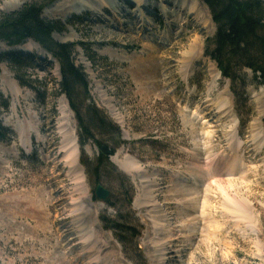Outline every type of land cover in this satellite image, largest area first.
Returning <instances> with one entry per match:
<instances>
[{
    "label": "rangeland",
    "instance_id": "1",
    "mask_svg": "<svg viewBox=\"0 0 264 264\" xmlns=\"http://www.w3.org/2000/svg\"><path fill=\"white\" fill-rule=\"evenodd\" d=\"M38 1L0 0V15ZM122 2L129 11H121L120 18L108 9L103 19L89 12L67 16L70 8H78V0H55L42 10L45 21L64 28L53 34L54 41L75 46L73 58L88 77L89 95L122 131L123 144L110 159L116 170L106 166L95 171L97 146L90 141L82 148L77 117L61 91L59 61L33 40L14 47L0 42V125L10 121L5 127L13 132L0 139V264H264V87L252 71L242 70L247 88L246 100H240L231 81L218 73L206 55L217 28L204 0L197 2L206 24L168 0L185 24L178 29L179 23H171L170 33L163 13L153 6L156 0L145 6L154 27L139 25L135 4ZM197 41V60L184 77L183 55ZM17 59L26 63L17 64ZM137 59L150 66L149 74L137 75ZM17 75L32 87L21 86ZM223 91L229 98L227 112L215 108ZM233 120L241 151L225 135ZM70 123L72 136H77L80 182L71 175L61 148ZM14 125L28 131L29 152ZM252 143L262 151L256 152ZM117 157H133L142 170L130 176L115 164ZM228 160L238 173L217 170ZM196 173L199 180L192 182ZM180 181L201 191L196 202L202 207L192 209L176 199L172 191ZM98 185L110 192L107 201L96 196ZM79 187L86 193L83 199ZM35 192L42 193L40 208L29 201ZM140 199L148 203L139 210ZM228 199L246 203L251 221L227 212ZM157 205V223L163 225L159 233L150 228L155 227L151 217ZM90 216L107 242L98 250L86 249L88 244L83 247L78 239ZM239 221L245 225L242 233L234 229Z\"/></svg>",
    "mask_w": 264,
    "mask_h": 264
},
{
    "label": "trees",
    "instance_id": "2",
    "mask_svg": "<svg viewBox=\"0 0 264 264\" xmlns=\"http://www.w3.org/2000/svg\"><path fill=\"white\" fill-rule=\"evenodd\" d=\"M54 1L39 0L16 13L1 14L0 42L14 47L33 40L59 61L61 91L77 117L82 148L90 141L97 146L99 154L94 162L95 171L106 166L116 170L110 159L123 144L122 131L89 95L88 77L73 58L75 46L54 41L53 34L64 31V28L42 18V10ZM204 1L217 28L215 38L207 43L206 55L217 64L222 76L231 81L235 96L246 100L247 82L240 75L242 70H252L254 80L264 87V0ZM16 62L26 63L19 59ZM16 79L21 86H28L20 75ZM3 107L8 108V105ZM9 135L13 132L0 125V139H7ZM82 163L88 166L84 161Z\"/></svg>",
    "mask_w": 264,
    "mask_h": 264
},
{
    "label": "bare ground",
    "instance_id": "3",
    "mask_svg": "<svg viewBox=\"0 0 264 264\" xmlns=\"http://www.w3.org/2000/svg\"><path fill=\"white\" fill-rule=\"evenodd\" d=\"M128 1L133 2L135 4V7H137V12L140 13L139 18H140L141 21H140L139 25L147 26L149 24L150 26H153V27L155 26V22L153 21V19H151V17L148 16V14L146 13L147 10L145 9V6L148 3L150 5L151 3L153 4V2H148L149 0H128ZM156 1L157 2H155L153 4V6L158 7V9L163 13V15H161V16L166 19L165 23L167 21L166 26L168 25L167 28H169L168 29L169 33L174 30V29H170V28H172L171 26H173V25H171V23H173V22L179 23V24H177L178 25V27H177L178 29H180V27H181V26L179 27V25H182V26L185 25V24H182V19L183 18L181 16V12L178 13L177 10L173 11L172 10L173 7L169 6L166 3L168 0H156ZM121 2H122V0H78V8L77 7L72 8V9L70 8L69 11H68L69 13H68L67 16H70L71 14L82 15L84 13L89 12V13L93 14L95 18H100L101 17L103 19L104 18V17H102V16H104L103 12L105 11V9H108L113 14H115V15L117 14V16H119V18H120L119 14H121L120 13L121 11H122V13L127 12V10L129 11V9H127L125 7L126 6L125 3L124 2L121 3ZM173 3L175 5V8H179L181 11H183V10L185 11V9H188L192 13L198 14L199 17L201 16L200 18H201L202 21L205 20V24H206V16L204 15L202 9L199 8V4H198L197 0H173ZM120 8L124 9V10H121ZM142 8H144L145 10H143ZM115 15H114V17L116 18ZM121 21H122V19H121ZM173 28H174V26H173ZM159 46H162V43ZM190 47H191L190 50H188L183 55V59L181 61L183 63L182 75L184 77H187V76L190 75L191 70H192V65L194 64L193 62H195L197 60V55L199 54V49H200L199 41H197L195 44H192ZM107 54H109L110 58H112V59L117 57L115 52L114 53L113 52H108ZM140 63H141V60H139V59H137L136 62H135V64L138 65V70H139V73H140V74L139 73L137 74L138 76L141 75V72L142 73L145 72V74H147L148 73L147 72V68L150 67L148 65L144 66L143 64L139 65ZM218 73L220 74V72H218ZM12 89H13L12 93H14L16 95H19V93H18L19 90L18 89H16L14 86H12ZM226 94H227V92L223 91V93H221L219 95L218 102H217L216 107H215V108H217V110H221V111L230 110L229 98H227L228 96ZM196 112H197V109L195 110L194 113H196ZM62 113H63V115H65L64 118L67 120V122H69V118H67L68 117V113H67L66 109L62 110ZM191 113H193V112H191ZM236 125H237V121L233 120L230 123V125H229L230 129L228 130L227 134L225 133V135H227L226 138L229 137L228 139L235 140V146L233 145L234 146L233 149L236 147L237 149H234L235 151H241V150H243L242 149L243 148V144H241V141H239L237 139V133L235 131L236 130ZM253 126H254V124H253ZM67 128H68V125H67ZM253 129H254V127H253ZM25 131H26V129H24L20 133V144H21L22 147H24V149L27 148L26 151L29 152L30 149H31V146H30V143H29L28 134L25 135L26 132H28V131H26V132ZM253 138L256 139L255 136ZM63 139H64V144H63V146L61 148H62L63 151H66L65 160H67V162H68L67 165H69V167H70L71 175L73 177H75L78 182H80V177L82 178V174L80 172L81 171L80 170V165L77 164V162H76V160H77L76 159V151H77V147H78L77 139H76V137L72 136V134L69 131V129H67L65 132H63ZM251 146H254V149H255L256 152H261L262 151V147L259 146V145H256V144L252 143ZM230 149H231V146H230ZM232 152H234V151L232 150ZM232 160H230V161L228 160V162L224 163L225 165H221L217 170H219V169H221V170L228 169L230 171L238 173L239 170H238V168L236 166H234L235 162H232ZM114 161H115V164L119 168H121L120 170H122L123 172H125V173H127V174H129L130 176H133V177H135V174H137L139 171L142 170V168L141 169H137V166H139V164L137 163V161H135V159H133V157H130V158L129 157H123L122 159H120V157H117V158L114 159ZM212 171H214V174H216V170H212ZM215 177H216V175H214V179H215ZM192 178H191L192 182H194L195 180H199L198 179V174L197 175L194 174ZM145 180H147V179L145 178ZM224 182H226V181H224ZM227 182L231 183L232 180L230 179ZM194 188H193V184L190 185V183H189L188 185L187 184L184 185L180 181L179 183H176V189H173L172 193L173 192H174V194L176 193L175 197L180 203L187 202L186 204L188 205V207H191L192 209H196V207H200V205H201V203H199V201L196 202L198 200V194H199V192L201 194V191H198V189H194ZM219 189L222 190V186H220ZM35 194H36L35 195L36 196L35 199L31 200V198H30V200L29 199L28 200L32 203V205H34L36 207L38 206L40 208V205H42V201H41L42 193L41 192H35ZM85 194L86 193L84 192V190L79 187V196L80 195L83 196L80 199L85 198L84 197ZM189 198L191 200L188 202L187 200ZM149 200H151V199H149ZM177 200H176V202H178ZM147 203L148 202H145L144 200L140 199V201H137V203H136L137 209L140 210L142 208H145V205H147ZM180 203H178V204H180ZM150 204L152 205L151 202H150ZM171 205H175V204H171ZM246 205H247L246 203H244V202H242L240 200H230V199H228L227 201L226 200L224 201V207L227 209V212H230V214L237 213V215L243 216L242 217L243 220L247 219L248 221H251V219L247 216V209L249 207H247ZM159 207H160V205L159 206L157 205L156 207H154L153 213L155 215H153L151 217L155 221V227L151 226L149 221H148V223H149L148 226L150 225V228L152 230L156 231L155 233H159L160 229L163 226V225L161 226L159 223H157V221L161 220L160 216H157V215H159L161 213V210H160ZM201 207H202V205H201ZM83 212H84V210H83ZM182 213L183 212L181 211L180 212V216H181ZM190 215H188V213H187V216H190ZM185 218H187V217H185ZM90 219H91V216H90V218L88 217L87 220H86L87 226L83 225L84 226L83 229L82 230H78V232H79L78 233V239L80 241L82 240V244H84L83 247H85L88 244V246H86L87 247L86 249H92L93 250V249H96L97 247L99 249V247H102V245H107V242L100 239L101 237L98 234L97 228L95 227V225H93L94 223ZM237 223L238 224H237L236 227H234V229H237V233H239V232L242 233L243 229H244L243 227L245 225L241 221H239ZM241 233H240V235H241ZM98 249H96V250H98ZM92 257H93V255H92ZM96 259H94V260H96Z\"/></svg>",
    "mask_w": 264,
    "mask_h": 264
},
{
    "label": "water",
    "instance_id": "4",
    "mask_svg": "<svg viewBox=\"0 0 264 264\" xmlns=\"http://www.w3.org/2000/svg\"><path fill=\"white\" fill-rule=\"evenodd\" d=\"M69 110V109H68ZM70 111V110H69ZM65 122V120H64ZM71 122H72V118H71ZM5 126H10L12 125V123L9 121V122H6L4 124ZM71 124H69V131H72L73 129H71ZM20 128L21 126H15L14 125V131L16 133H18L20 135L21 131H20ZM78 145V144H77ZM139 174V173H138ZM139 176V175H138ZM140 177V176H139ZM141 178V177H140ZM96 196L98 197V199H100L101 201H107L108 200V197H110V192L107 190V188H105L104 186L102 185H98L97 188H96Z\"/></svg>",
    "mask_w": 264,
    "mask_h": 264
}]
</instances>
